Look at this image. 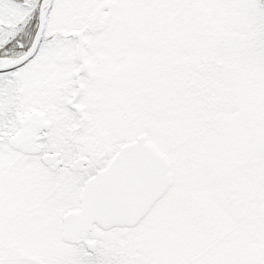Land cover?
Masks as SVG:
<instances>
[{"label": "rangeland", "instance_id": "rangeland-1", "mask_svg": "<svg viewBox=\"0 0 264 264\" xmlns=\"http://www.w3.org/2000/svg\"><path fill=\"white\" fill-rule=\"evenodd\" d=\"M198 1L199 7L213 23L222 25L231 21L230 24L242 25L243 23L247 27L253 26L251 34H254L255 39L263 40L264 5L260 0ZM145 6L146 0H59L50 18V30L61 27L71 30L80 28L81 32L91 33L87 48L92 70L87 75V88L82 93V102L87 107L89 119L87 123L80 122L78 125L79 120H73L68 113L58 115L68 106L69 97L77 90L75 77L80 63L75 57L73 41L67 38L51 39L42 44L43 62L48 64L38 69L34 68L33 71L39 73L40 78L44 80L47 78L53 80L52 98L55 111L51 117L54 120V139L50 150L62 154L63 160L69 164L79 153L89 156L92 162H97L99 159H108L119 143H130L141 133H148L150 138L168 152L175 161H179L176 172L178 184L159 204L154 213L156 215L161 213L160 221L162 217L165 220L163 230L159 228L160 221L156 217L145 219L140 227L127 230L136 231L138 235L134 234L127 239L135 238L132 243H129V249L126 246L122 247V252H128L139 246L144 254L149 253L154 257L153 261L160 253L164 256L166 252L169 253L168 258L162 257L152 264L179 262L221 264L224 257L214 253L215 257L212 258L206 249L209 248V242H212L211 238L223 239L222 251L233 250V247L236 248V245L242 243V238L239 239L236 235L237 231L235 232L239 221L233 219L235 213L233 208L222 210L229 215L230 219L232 218L226 231L228 237H206V239L175 237L180 230L177 226L182 224L183 216L188 211L191 212L192 209L188 208L192 205L208 207L211 213L220 215L222 211L217 210L222 201L220 193L227 195L230 189L235 196L236 191H242L241 232L246 234L248 232V235L261 233L258 219L260 195L261 199L264 197V80L261 77L257 79L249 69L245 70V67H239L236 72H233L232 78L230 75L228 78L224 77L230 87L227 102L223 110L217 108L215 112L214 131L210 132L208 147L204 149L200 148L201 146L194 147L195 155L188 164L186 162L188 158H184L183 151L182 156L179 154L181 136H178L177 128L173 129L174 124L170 121L161 120L163 118V114L159 112H163L160 109L161 105L148 107L151 99L150 92L137 94L140 91L137 84L140 83L139 79H142L140 74L152 78L157 84L161 83L160 72L156 67L151 66L153 63L148 64L151 61L158 62L160 59L157 60V58L162 54V50H156L154 55L146 52L147 57L138 60L135 55L129 53V48L126 46L134 38L143 40L140 37L133 38L135 30L130 31V27L135 25V22L139 24L145 22L146 29H159L160 15L152 12V5L148 6L147 10ZM262 44H264L263 41ZM154 46L156 44L153 43L150 50H153ZM227 57L229 58V55ZM242 60H246V57ZM123 74L132 77L136 74V77L130 79ZM148 81L149 79L146 83ZM219 85L223 86L221 83ZM149 86L153 88L150 89L153 95L158 93L159 98L165 97L167 91L164 87L156 90L157 88L155 89L151 83ZM215 86L217 91H220L218 84ZM221 93L218 94L220 97L224 95ZM63 95H69V97H63ZM137 108H145L149 112L148 115H145V110L139 112ZM158 109L159 117L156 115ZM165 115L173 114L165 113ZM2 127L4 128L3 125ZM41 148L37 145L33 151L29 152L30 155L15 156L10 155L8 147L0 146V166L9 163L13 173L6 179L4 185L7 205L6 209L1 207L0 226L4 223L8 229L16 228L17 232L22 231L30 236L26 237L24 234L21 238L7 237L8 241L10 240L7 244L10 245L8 246L11 250L5 253L4 258L0 255V264H71L66 257L76 261L75 258H71L75 255H71L68 250L66 251L58 244L61 240L60 216L65 204L68 206L77 200L82 179L87 173L76 176L71 173L72 169L49 170L40 161ZM228 150L227 156L232 152L234 156H237L233 157L238 162L233 167L237 174L234 177L237 184L233 180L224 188L221 187L222 184L216 178V174L220 166L231 164L232 161H227L224 156L222 158L224 162L220 161L221 152ZM224 167L230 169V167ZM16 211L22 215L16 217ZM115 232L121 234L122 231L115 230ZM162 233H165L166 237H160ZM172 238H174L173 244L169 243ZM118 239L110 237L111 243H119ZM201 239L202 243H200ZM244 239H248L247 245L250 248L249 251L245 250L243 256L242 251L237 252V256L242 259L240 264H259L258 249L254 246V241L264 237H245ZM190 244L193 249L200 247L205 249V252L196 253L188 250L190 248L187 245ZM244 246L246 249V245ZM258 248L264 252V242L260 243ZM12 249L28 252L32 257L20 258L12 254ZM180 250L181 252L177 254L176 252ZM174 254L181 257L177 262L172 258ZM231 258H233L232 253ZM78 264L90 263L83 259Z\"/></svg>", "mask_w": 264, "mask_h": 264}, {"label": "flooded vegetation", "instance_id": "flooded-vegetation-1", "mask_svg": "<svg viewBox=\"0 0 264 264\" xmlns=\"http://www.w3.org/2000/svg\"><path fill=\"white\" fill-rule=\"evenodd\" d=\"M173 1L175 8V16H179L181 14V1L182 0H169ZM39 0H0V66L4 65L6 63H12L16 60H18L20 57H22L30 48L33 38L38 30V13H39ZM54 12V11H53ZM53 12L50 14H53ZM49 18V26L47 28V31L45 32L46 35L48 34L49 30L51 29L50 22L51 19ZM63 34L60 36L59 34L62 32ZM51 37L53 39H64L63 35H68L69 33H77V30H71L66 27H61L58 29H52L51 31ZM58 34L59 38H54L53 34ZM52 39V40H53ZM43 43V42H42ZM74 45V49L77 46V42H72ZM42 46H40L36 56L32 58L30 61H28L25 65L9 70L7 72L0 73V146H6L8 147V152L10 151L11 154H14L15 156H22V155H30L31 151L35 149L37 145H40L42 148L41 155H40V161L44 163L45 167L49 170H55V169H72L73 175H82L84 173H87V175L82 179L80 191H79V197L78 201L76 203L70 204L66 206L65 211H63L62 216H60L61 220V233L60 237H63V220L64 217L70 213V212H77L80 213L84 218L89 219V215L93 214L94 204L99 203L100 199L107 198V203L112 204L108 205L109 207H114V210L118 208L121 211V208L123 209V213L130 214L132 209L130 204L126 205L124 203L119 202L118 200H111L113 199L111 196L112 189L118 187V185L123 182V178L130 173V171L134 170V168L137 166L139 168L145 169L146 166L149 167L148 163L146 162V158L150 157L148 155L142 154V155H123L121 154L123 150V146H117L113 150V154L110 155L108 159H99L97 162H92L90 160L89 156H84L82 153L77 154L76 159L71 163H66L63 160V156L60 153H54L50 150V146L52 143V140L54 139V120L51 117L52 114L55 111V104L53 102L52 93H53V80L48 79L44 80L40 78L39 73H36L34 68L43 67L44 65L48 64L43 62L44 61V55L42 53ZM43 56V57H42ZM89 62V70L88 74L92 70V63L90 61V58L87 59ZM118 60V59H117ZM81 66H79L75 80L77 84V90L73 93L72 96L69 97V95L65 96L66 98L69 97L68 101L69 104L65 108L62 109V112H60L58 115L65 113H68L73 120L78 121V125L80 122L82 124H85L88 122L89 115L87 107L82 102V93L84 92V89L87 88V73H82L80 75V83L78 82V76L80 73ZM53 70V69H52ZM115 79V76H114ZM80 86H82V91L79 93ZM72 103H74L72 105ZM81 110V111H80ZM163 112L166 113V110L162 108ZM177 117V115H176ZM164 119V118H163ZM35 121V122H34ZM41 123L42 126L39 127V130L36 132L34 137V142L32 143L31 147L26 148L24 150H21L18 148L19 138L23 136L26 133V130L30 127L32 123L35 124L36 127H38V123ZM1 125L4 126V128H1ZM151 141V140H150ZM75 142H79L76 141ZM154 142L164 153L165 150L155 141ZM22 144V142H20ZM264 143V141H263ZM262 143V144H263ZM264 146V144H263ZM262 146V148H263ZM264 153V152H263ZM180 154V153H179ZM13 155V156H14ZM181 155V154H180ZM57 156L58 160L55 165H49L46 163V159L49 157ZM171 161V171H172V180H173V186L170 190V192L177 187V179H176V172H177V166L179 161H175L171 155H168ZM16 158V157H15ZM82 158H85L87 163L85 165V168L82 171L74 170V166L82 160ZM57 166V168H56ZM113 166L111 171V178L106 180V184L101 185L104 181H101L100 186L97 189H92L90 192H86V194L82 198V193L84 190L85 184L96 177H98L103 172L107 171L109 168ZM152 168H155V172L161 176V170L162 165L159 161L154 160L152 162ZM10 174L12 173V166L7 163L0 166V211L2 212L1 207L5 208L7 205V200L5 199V190L4 185L7 178H10ZM216 178H218V181L222 184L221 187L225 188V185H229L228 183H231L230 181H233L234 176L232 180H229L228 178H225L224 172L218 171L216 174ZM235 184H237L236 179L234 180ZM161 182V181H160ZM104 193L101 196V193ZM169 192V193H170ZM166 194L160 201L156 203L152 211L144 218L151 219L153 216L156 217L160 221L161 217L158 213L157 215L154 214L155 210L159 206V204L166 198V196L169 195ZM236 196L231 193V190L229 189V193L226 195L224 193H220V197L222 198L221 205L217 207L218 211H222L228 208H233L234 216L233 219L239 221L237 228L240 226L242 231V191L235 192ZM262 196L260 195V204H259V219L258 222H260L259 227L261 229V233H256L255 235H248V233H238L236 234L237 237H242V247L245 248L244 245H246V249H242V256L245 253V250L249 251V245H247L248 239H244L245 237H264V222H261L264 220V197L261 199ZM110 199V200H109ZM83 201V202H82ZM93 201V202H92ZM120 204V205H119ZM238 207L236 208V206ZM83 206V210H82ZM18 207H16L17 209ZM6 209V208H5ZM191 210V225L193 232L195 233L194 237L198 239L199 237H228L227 234V227L228 223L232 222V218H229V215L225 212H221L220 215L216 213H211L208 207L204 208L202 205H196L190 207ZM88 212V213H87ZM122 212V211H121ZM238 214H237V213ZM16 217L18 215H22L18 211L15 212ZM131 215V214H130ZM119 216V215H118ZM121 216V215H120ZM227 216V218L225 217ZM14 218V216H12ZM238 217V218H236ZM100 221L102 219H99ZM142 220V221H144ZM141 221V222H142ZM164 219L162 217V221L159 222L160 226L162 227L164 225ZM241 221V222H240ZM140 222V223H141ZM256 223V222H255ZM141 224L134 228H130L127 226H113L110 228H102L99 223H95L93 228L88 231L87 237L89 238V241L93 244H88L81 240L79 242V245H81L83 248H85L90 253H98L96 256H93V258L101 259L105 258L104 251H98L99 246V240L102 238L107 239V237H131L134 234L127 235V233L122 232L121 234H118L115 232V230H135L138 228ZM11 226V224H10ZM165 226V225H164ZM181 226V224H180ZM0 231V237H3L5 240V244L7 242V237H24V234L26 237H30L28 233H22V231L19 233L17 232L16 228H7V226L3 223L1 226ZM229 232V230H228ZM10 235V236H9ZM81 237V236H79ZM193 237V238H194ZM236 237V236H235ZM18 239V238H17ZM19 241V240H18ZM212 242H209L208 249H206L208 255H211V257H215L214 253L217 255H221L222 258L224 257L222 264L225 263L228 259L230 249H225L222 251L221 247L223 246V239L222 240H216L214 238H211ZM203 241H200L202 243ZM250 242V239H249ZM254 246L258 249L257 254L259 257V264H264V252H262L258 246H260V243L264 242V239H258L254 241ZM211 243V244H210ZM21 244V243H20ZM9 245V244H6ZM5 245V246H6ZM10 246V245H9ZM7 246V250H5L3 253H1L2 258H4L5 253L11 248ZM254 246H251L255 248ZM27 249V247H24ZM198 248V247H197ZM200 248V247H199ZM94 249L92 252L90 250ZM196 253L199 252H205V249H193ZM12 254L15 256H22L24 257H32L28 252L20 251L19 249H12ZM19 252V253H18ZM181 252H176L179 254ZM190 252V251H189ZM222 253V254H220ZM169 253L167 252L164 254L158 255L156 259H161L162 257L168 258ZM192 256V255H191ZM190 256V257H191ZM92 258V256H86L84 258ZM19 259L18 257H16ZM83 258V259H84ZM141 258H147L148 261L154 260L153 256H150V254H145L144 256H131V264H136L135 260L141 259ZM172 258L175 259V262L178 261V258L180 259L178 255L174 254L172 255ZM261 258V259H260ZM251 259V258H250ZM142 261V260H140ZM192 261V259L190 260ZM97 262L94 260L93 263ZM155 263V262H154ZM176 264V263H175ZM177 264H182V262H179ZM251 264V263H250Z\"/></svg>", "mask_w": 264, "mask_h": 264}, {"label": "trees", "instance_id": "trees-1", "mask_svg": "<svg viewBox=\"0 0 264 264\" xmlns=\"http://www.w3.org/2000/svg\"><path fill=\"white\" fill-rule=\"evenodd\" d=\"M40 2L41 0H39V4ZM198 2V0H182L181 14L176 17L173 1L146 0V10L148 6L151 7L152 5V12L161 17L159 29H146L145 22L144 24L135 22V25L130 27V31L135 30V36H133V38L140 37L143 38V40L134 38L129 41V45H126L129 48V53L135 55V58L138 60L145 56L147 57L146 52H151V54L154 55L156 50H162V54L157 58V60H160L158 62L151 61L148 64L151 65L153 63L151 66L156 67L160 72L159 78L161 79V83L158 82L157 84L152 78L140 74L142 79H139L140 83L137 84V88L140 89L137 94L140 95V93L144 94L145 92H150L151 99L149 102L150 106L148 107H154L156 104H160V109L164 108L166 114H173L172 116H166L165 113L159 111V109L156 111V113L159 111L163 114L164 119L161 115V120L170 121L174 124L173 129L177 128L178 136H181L179 139L180 154L182 156L183 151L184 158H188V160H186L188 164L195 155L194 147L201 146L200 148L202 149L208 147L210 132L212 131L213 133L214 131L213 126H215L214 123L216 121L215 112L217 108L223 110L227 102V94L230 92V87H228V81H225L224 77L228 78V75H230L232 78L233 72H236L239 67H245V70L249 69L251 74L257 77V79L261 77V79L264 80V44H262V41L264 43V36L262 41L260 38L258 40L255 39L254 34H251L253 26L247 27V25L243 23L242 25H236L235 23L230 24L231 21L227 24L223 23L222 25H218L216 22L213 23L199 7ZM260 2L264 5V0H260ZM58 4L59 0H55L52 12L56 9ZM223 29H225V31H223ZM72 30L81 31L80 28H74ZM63 32L65 31H62L59 35L61 36ZM234 32L236 34H232ZM51 33V30H49L45 43L47 40L50 41L53 39ZM53 35L54 38L60 37L56 33ZM68 35H70V33ZM85 37L87 41L90 40L91 33H85ZM72 41L75 42V40ZM153 43L156 44V46L153 47V50H150ZM240 46H242V48H240ZM228 55L229 58L227 57ZM243 57H246V60H242ZM248 57L250 58L249 60ZM123 75H126L130 79L136 77V74L134 77L127 74ZM146 78L149 79L147 83ZM150 83L155 89L157 88L156 90L160 87H164L165 91H167L165 97L159 98L157 95L158 93L153 95V92L150 90L153 89L150 88ZM219 83L223 86L220 87ZM216 84H218V89L220 91H217ZM220 92L224 94L221 95V97L218 95ZM142 106L141 104V107ZM148 107H146V109ZM146 109L137 108L139 112H144ZM148 113L149 112L146 111L145 115H148ZM156 115L159 117L158 113ZM181 142H183V144H181ZM228 152L229 150L221 152L222 156L220 161L221 163L224 162L222 159L223 156L227 161H232L229 165L223 164L226 167H230V169L225 168L223 165L220 166V169L224 172L225 178L232 180L233 176L235 177L237 175L233 167L237 165L236 163L238 162L236 158H233L237 157L234 156V152L231 153L232 155L230 154L227 156ZM238 169L239 164L236 170L238 171ZM66 205L67 204L63 206V211H65ZM188 209L191 210L190 208ZM191 220V212L188 211L183 216L181 226H177L178 230H180L175 237H194L195 233L192 229ZM159 228L162 229L161 226ZM235 232L236 234L244 233L241 232V227L237 228ZM124 233H127V235H138L136 231H125ZM164 234L165 233H162L160 237H166ZM117 238H119V243H111L110 237H107V239L101 238L99 240L97 250L104 251L106 255L105 258L101 259L93 258V256H96L98 253H90L81 245H66L60 240L58 244L66 251L68 250L71 255H75V257L71 258H75L76 261L65 256L66 260L71 262V264H78L80 260L82 261L86 256H92V258H84V260L90 264H131V256L145 255L143 249H140L139 246L132 248V250H128V252H122V247L126 246L127 249H129V243H132L135 238L132 237L131 240H127L131 238L128 236ZM200 238L206 239V237ZM241 238L242 237H239V239ZM5 240L6 239L3 237H0V255L7 250L6 248L8 245L6 244L10 241L7 240L5 244ZM201 241L203 240L201 239ZM169 243L173 244L174 238H172ZM11 244L13 243L11 242ZM187 247L190 248L188 250L193 251L191 244L189 246L187 245ZM242 249H244L242 243L236 245V248L233 247V250L230 249L229 260L225 263L240 264L242 259L237 256V252H241ZM111 250L113 251L111 252ZM231 253L233 258H231ZM58 255L63 257L61 254ZM94 260L97 262L93 263ZM140 260H135V262H137L136 264H152V262H155L157 259H155V261L150 260V262L147 258H141Z\"/></svg>", "mask_w": 264, "mask_h": 264}, {"label": "water", "instance_id": "water-1", "mask_svg": "<svg viewBox=\"0 0 264 264\" xmlns=\"http://www.w3.org/2000/svg\"><path fill=\"white\" fill-rule=\"evenodd\" d=\"M53 1L54 0H43L41 3L39 29L28 52L14 63L1 67L0 72H5L20 67L35 56L47 26L48 14L52 7ZM77 59L83 64L82 72L88 70L84 49V39L81 35L79 36ZM40 126H42L40 122L38 123V127H36L34 123L30 125V127L26 130V133L19 138V149L24 150L31 147L35 140V134L39 130ZM20 142H22V144ZM123 154H145L155 158L156 160H159L163 164V172L161 176L159 174H155L153 172V168L151 167L146 166L145 169L135 167L133 171H130V173L123 178V182H121L118 187L112 189L111 191V196L113 198L111 200H118L119 202L126 205H132L131 209H133L130 213L131 215L123 213L122 208V212L118 208H116V210H114V207L107 208L108 205L112 204L107 203V198L100 199L99 203L94 204V208H92L93 214L89 215V219L84 218L83 216L80 217L78 213H70L65 217L64 239L66 241L78 242L80 239L87 241V231L92 228L95 222L99 223L100 226L105 229L113 226L137 225L140 220L151 210V208L154 206V203L170 189L172 180L169 159L156 147V145L147 141V136H141L138 142L133 146L126 148ZM56 159V157L49 158L46 160V162L55 163ZM146 162L149 164L152 161L146 159ZM84 164L85 160H82L76 165L75 168L82 170L84 168ZM112 169L113 168L95 180L90 181L86 185L83 191L82 200L86 192H90L92 189H97L100 186L99 183L101 181H104L102 185L106 184V180L111 178ZM161 179H165L166 182H163V184L160 183ZM103 194L104 193L102 192L101 196ZM99 219L102 220L100 221Z\"/></svg>", "mask_w": 264, "mask_h": 264}]
</instances>
